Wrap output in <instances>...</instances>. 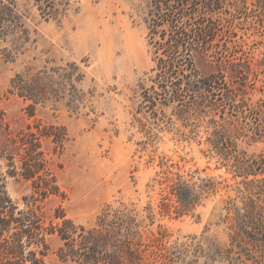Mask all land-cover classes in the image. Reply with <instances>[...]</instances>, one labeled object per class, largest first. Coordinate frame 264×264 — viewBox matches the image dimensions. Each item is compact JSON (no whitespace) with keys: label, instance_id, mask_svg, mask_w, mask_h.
I'll return each mask as SVG.
<instances>
[{"label":"rangeland","instance_id":"1","mask_svg":"<svg viewBox=\"0 0 264 264\" xmlns=\"http://www.w3.org/2000/svg\"><path fill=\"white\" fill-rule=\"evenodd\" d=\"M56 3L44 21L43 2L18 0L19 13L40 21L31 26L36 42L20 50L0 43V172L8 197L22 203L31 182L7 175L2 149L39 125L53 135L42 150L62 193L42 203L47 214L60 208L89 228L103 210L108 222L118 212L121 234L133 221L140 264H264V114L248 110L264 102V36L254 27L264 30V7L256 24L217 21L189 73L179 53L150 43L148 0ZM17 73L31 84L27 96L12 91ZM205 77L211 91L202 88ZM59 246L50 241L44 264H74L60 258Z\"/></svg>","mask_w":264,"mask_h":264},{"label":"trees","instance_id":"2","mask_svg":"<svg viewBox=\"0 0 264 264\" xmlns=\"http://www.w3.org/2000/svg\"><path fill=\"white\" fill-rule=\"evenodd\" d=\"M151 6V21H148L150 43L159 47L168 45L172 54L179 53V62L189 73L194 72L193 54L204 52L211 46V35L216 32L217 21L223 19L230 22L236 19L254 21L257 11L264 7V0H148ZM40 17L44 21L52 18L58 5L56 0H36ZM18 12V0H0V43L9 44L15 49H24L28 43L36 42L31 34L37 35L32 24L37 22L29 11ZM27 19H30L27 23ZM260 36H264L262 28H256ZM169 31L170 38L157 39ZM6 58L11 54L5 48ZM170 59L160 58V62L169 63ZM260 61L257 60V65ZM195 73V72H194ZM196 82H201L199 75ZM202 88L212 90L209 78H203ZM12 91L19 96H27L31 92V84L22 74L17 73L11 81ZM201 92V88L192 89ZM34 96V95H33ZM35 98V97H34ZM34 104H37L36 99ZM264 102L248 106L249 112L258 116L263 113ZM34 115L35 105H31ZM264 118V115H263ZM264 122V121H263ZM261 123L256 130L260 131ZM35 128V130H33ZM51 133L39 125H28L16 139H8L2 151L6 154L9 168L7 175L20 176L31 182V195L22 199V203L12 201L5 190L6 176L0 172V264H44L43 258L50 248V241L56 239L60 246L58 255L74 264H140L141 259L136 246L137 232L133 221L128 220L125 233L119 231L118 212L114 213L111 222L107 221L108 213L102 211L93 226L86 228L75 223L60 209L47 214L42 203L47 199L61 195L57 180L51 170V159L42 150V140L50 138ZM55 149L62 148L63 138L55 135L52 139ZM214 151L216 141H211ZM10 148V149H9ZM16 156L20 159L16 160ZM19 162V165H16ZM248 234V233H246ZM251 236H257L253 234ZM123 237V238H122Z\"/></svg>","mask_w":264,"mask_h":264}]
</instances>
